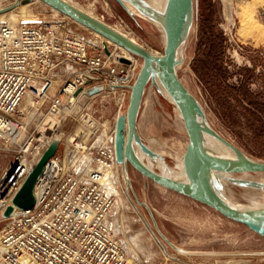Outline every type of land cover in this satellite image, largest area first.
Instances as JSON below:
<instances>
[{
	"label": "built area",
	"instance_id": "built-area-1",
	"mask_svg": "<svg viewBox=\"0 0 264 264\" xmlns=\"http://www.w3.org/2000/svg\"><path fill=\"white\" fill-rule=\"evenodd\" d=\"M69 22L75 21L0 18V164L7 161L0 168V223L6 221L0 264L142 263L126 242L132 231L119 226L122 185L128 184L117 160L118 117L108 128L92 111L97 99L123 111L139 75L138 60L94 32L87 37L67 30ZM122 57L131 63H121ZM98 85L103 90L88 96ZM29 93L32 103L25 108ZM73 102L84 127L67 134L63 150L48 161L35 187L36 206L4 219Z\"/></svg>",
	"mask_w": 264,
	"mask_h": 264
},
{
	"label": "rangeland",
	"instance_id": "rangeland-1",
	"mask_svg": "<svg viewBox=\"0 0 264 264\" xmlns=\"http://www.w3.org/2000/svg\"><path fill=\"white\" fill-rule=\"evenodd\" d=\"M15 1L0 0V9H6ZM70 1L105 24L134 38L156 55L163 54V31L153 24L133 17L115 0ZM149 1L142 0L146 4ZM194 1L195 20L181 54L184 59L179 69L182 82L200 100L208 123L222 138L247 156L264 162V120L260 121L252 113H248L250 104L246 99L242 98L243 101L240 102L232 96L227 87H219V83L212 84L208 79L203 81L193 68V61L199 49V22L208 0ZM210 1L215 5V26L219 31H223L226 38L224 62L229 71L228 84L236 88L249 79V89L264 110V0H231L233 18L228 15L229 0ZM14 13L18 19L59 20L64 17L40 0L21 6L14 10ZM65 28L87 37L94 35L92 31L76 22L66 23ZM134 58L138 60L140 69L143 60L138 56ZM142 102L138 115V131L144 144L160 151L170 168L179 172L183 164V154L189 144L181 115L176 114L175 104L164 98L158 88L148 87ZM128 106L129 99L121 112L122 115L126 114ZM92 111H95L93 118L106 123L108 128L114 124L118 115L114 104H102L99 99L96 100ZM82 127L84 123L77 120L75 110L69 113L61 131L73 136ZM63 148L59 150L62 151ZM144 155L145 163L153 160ZM6 164L7 161H4L0 168ZM127 176L131 182L127 188L122 185L125 202L122 221L132 231L131 236H137L138 249L143 252V255L139 256L143 259L142 263L132 261L133 264H167L171 260L182 264H219L231 259L241 261L240 264H264V238L258 234L224 218L199 202L152 183L130 163ZM236 178L260 182V179L264 180V175L239 174ZM221 184L222 195L233 203H264V189L228 181H221ZM140 202L146 203L151 212ZM5 224L6 221L0 223V230ZM160 232L181 251L167 243Z\"/></svg>",
	"mask_w": 264,
	"mask_h": 264
},
{
	"label": "water",
	"instance_id": "water-1",
	"mask_svg": "<svg viewBox=\"0 0 264 264\" xmlns=\"http://www.w3.org/2000/svg\"><path fill=\"white\" fill-rule=\"evenodd\" d=\"M47 6L56 9L63 16H66L90 31H94L113 42L117 46H123L133 56L143 60L136 82L132 86L129 98V106L126 114L119 116L116 126L117 160L120 164L129 162L138 172L142 173L152 183L167 190L185 196L195 202L220 213L224 218L241 224L264 238V209L244 210L236 203L231 202L221 193V181H228L234 184H241L248 187L264 189V183L249 181L244 178H236L239 174L258 173L264 175V162L247 156L242 150L222 138L217 131L210 126L204 108L193 95L188 87L184 85L177 68L183 61L182 49L189 38L194 24V1L193 0H166L165 7L159 11L142 0H115L129 14L127 3L135 6L142 14L156 21L164 31V51L160 56L153 55L146 48L133 44L124 35L113 30L109 25L91 18L80 9L68 4L64 0H40ZM225 2L224 0H222ZM35 0H18L6 9L0 11V15L7 14L21 6L34 3ZM232 2H228V15L233 18L231 12ZM106 47V43H104ZM108 53V47L105 48ZM121 63L130 64L127 58H120ZM161 85L167 92L171 101L178 108L183 119L185 129L188 133V146L183 154V170L185 179L175 180L170 176L161 175L151 171L142 159L139 158L133 149L134 142L140 150L150 159L159 156L144 144L140 131H138V118L143 98L148 87L157 88ZM103 90L102 85L95 86L87 92L88 96L94 95ZM127 127V131H126ZM127 135V141H126ZM66 133L60 131L48 149L40 157L39 163L31 171L26 182L20 188L9 206L3 213L4 219H9L16 209L27 211L36 205L35 187L43 174L48 161L58 152L62 139ZM208 138L218 139L231 146L235 152L234 156H219L207 148ZM141 203V202H140ZM147 207L145 203H141ZM151 212V211H150ZM154 218V217H153ZM154 223L157 227L156 220ZM161 233V232H160ZM164 240L169 242L166 236L161 233Z\"/></svg>",
	"mask_w": 264,
	"mask_h": 264
},
{
	"label": "bare ground",
	"instance_id": "bare-ground-1",
	"mask_svg": "<svg viewBox=\"0 0 264 264\" xmlns=\"http://www.w3.org/2000/svg\"><path fill=\"white\" fill-rule=\"evenodd\" d=\"M65 2H67L68 4L70 5H73L75 8L77 9H80L81 11H83L84 13H86L88 16H90L91 18H95L99 21H101L99 18H97L95 15L89 13V12H86L85 10H83L81 7L75 5L74 3H72L70 0H64ZM165 4H166V0H150L148 2V5H150L152 8L156 9V10H163V8L165 7ZM127 7L131 13V15L133 17H136L140 20H143L145 21L147 24H153L154 26L156 27H159L160 30L162 31V28L160 27V25L152 20L150 17H147L145 16L144 14H142L135 6L133 7L131 4L127 3ZM2 9H0L1 11ZM16 10V9H15ZM56 10V9H55ZM9 13V12H8ZM5 14L3 15H0V18H9L11 21H13L14 23H17V22H20L21 20H33V19H24V18H21V19H18L17 15H15L14 13V10H12V12L10 11L9 14H7L6 16H4ZM4 16V17H3ZM102 22V21H101ZM104 23V22H103ZM105 24V23H104ZM108 25V24H106ZM110 26V25H109ZM113 30H115L116 32H118L119 34H122L124 35L126 38H128L133 44H137L143 48H145L143 45L139 44L134 38L130 37V36H127L125 35L123 32H120L118 31L117 29L113 28L112 26H110ZM193 27V26H192ZM94 32V31H93ZM192 32V31H191ZM96 33V32H94ZM98 34V33H96ZM163 34H164V31H163ZM100 35V34H98ZM119 48H121V52L125 54L126 57L130 58L132 57V54L129 53V51L124 48L123 46H119ZM148 50V49H147ZM183 50V49H182ZM149 51V50H148ZM151 52V51H149ZM153 55H156L155 53L151 52ZM156 56H160V55H156ZM184 60V59H183ZM182 64H183V61L181 62V64L179 65V67L177 68V72L179 73V69L182 67ZM142 66V65H141ZM141 69V67H140ZM157 88L159 89L160 93L162 94V96L164 98H166L168 101L172 102L171 99L169 98L167 92L164 90L163 87H161V85L159 84L158 82V85H157ZM32 103V95L31 93H29L25 99H24V102H23V107L27 108L29 107V105ZM73 106H72V111L74 112L76 110V104L75 102H73ZM175 112L177 115L180 116V113H179V110L177 107H175ZM119 116H122V114H118V118ZM176 127V126H175ZM81 130V129H79ZM79 130L77 132H79ZM126 131H127V127H126ZM78 134V133H77ZM76 135V134H75ZM72 136V135H71ZM74 136V135H73ZM149 137V136H148ZM126 141H127V135H126ZM158 141V139H157ZM153 142H151L152 144ZM132 145H133V149L136 151L137 155L139 156L140 159H142V161L145 163V155L144 153L140 150V147H138V145H136L134 142H132ZM156 145V144H155ZM159 146V145H158ZM149 149H151L152 151H154L159 157L156 158V159H153V160H148V162L145 163V165L151 170V171H154L156 173H159L161 175H165V176H170L171 178L175 179V180H178V181H182L185 179V172L183 170V164L181 166V169L179 172H175L174 169L170 168L169 164L166 163L165 159L163 158L162 154L160 153V151H157V150H154L151 148V146H149ZM159 148V147H157ZM156 148V149H157ZM207 148L209 150H211L212 152H214L215 154L219 155V156H234L235 155V152L233 150V148L231 146H229L227 143L225 142H222L218 139H214V138H208V141H207ZM160 149V148H159ZM167 151V150H165ZM127 162L123 163L122 166H123V172L125 171L124 167L126 165ZM179 166V165H178ZM125 174V173H124ZM126 176V180H127V184L128 186L130 185V180L129 178L127 177V174H125ZM260 182L264 183V180L260 179L259 180ZM146 204V203H145ZM147 205V204H146ZM236 205L244 210H249V211H254V210H262L264 209V203L262 204H254V205H251V204H248V203H242V202H239V203H236ZM145 206V205H144ZM18 213V210H16L15 214ZM123 219L121 218V220H119V226L121 229L123 230H126L127 229V226L126 224L124 223V221H122ZM159 238V237H158ZM137 236H134V237H130V238H127L126 242L128 244V248L131 252L135 253V254H138V256L140 255H143V252H141L140 249H138V244H137ZM162 240V239H161ZM149 247V246H148ZM176 248L180 250V248H178L176 246ZM168 254V253H167ZM244 256H247V255H244ZM144 257V256H143ZM169 257V256H168ZM241 261L239 260H235V259H231V260H228L226 263H223V262H219V264H240Z\"/></svg>",
	"mask_w": 264,
	"mask_h": 264
},
{
	"label": "trees",
	"instance_id": "trees-1",
	"mask_svg": "<svg viewBox=\"0 0 264 264\" xmlns=\"http://www.w3.org/2000/svg\"><path fill=\"white\" fill-rule=\"evenodd\" d=\"M214 6L210 0L205 4L203 14L201 13V19L199 22V49L193 61V68L195 72L202 78L203 81L210 80L212 84H218L225 86L232 96L243 101L246 99L250 104V109H247L248 113L258 120L263 121L264 110L262 106L256 102L254 94L249 89L248 82L243 81L241 86L233 87L228 84L229 71L225 67L226 46L224 33L222 30H218L214 21ZM215 86V85H214ZM262 118H260V116Z\"/></svg>",
	"mask_w": 264,
	"mask_h": 264
},
{
	"label": "crops",
	"instance_id": "crops-1",
	"mask_svg": "<svg viewBox=\"0 0 264 264\" xmlns=\"http://www.w3.org/2000/svg\"><path fill=\"white\" fill-rule=\"evenodd\" d=\"M194 1V0H193ZM194 8H195V1H194ZM167 264H182V263H179L178 261L176 260H171L169 263ZM187 264V263H186Z\"/></svg>",
	"mask_w": 264,
	"mask_h": 264
},
{
	"label": "flooded vegetation",
	"instance_id": "flooded-vegetation-1",
	"mask_svg": "<svg viewBox=\"0 0 264 264\" xmlns=\"http://www.w3.org/2000/svg\"><path fill=\"white\" fill-rule=\"evenodd\" d=\"M128 165H129V162H127L126 165H125V167H124V168H125V169H124V170H125V171H124L125 174H127V172H128ZM127 177H128V176H127Z\"/></svg>",
	"mask_w": 264,
	"mask_h": 264
}]
</instances>
